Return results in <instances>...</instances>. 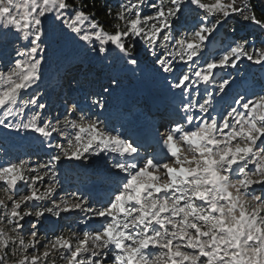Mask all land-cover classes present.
Here are the masks:
<instances>
[{
    "label": "snow or ice",
    "instance_id": "6c2138e0",
    "mask_svg": "<svg viewBox=\"0 0 264 264\" xmlns=\"http://www.w3.org/2000/svg\"><path fill=\"white\" fill-rule=\"evenodd\" d=\"M99 3L0 0V130L42 153L0 163V264H264V0ZM230 23L251 32L218 48ZM69 49L105 78L66 92ZM129 73L179 100L142 136L109 111ZM94 158L105 199L62 183Z\"/></svg>",
    "mask_w": 264,
    "mask_h": 264
},
{
    "label": "rangeland",
    "instance_id": "374dc122",
    "mask_svg": "<svg viewBox=\"0 0 264 264\" xmlns=\"http://www.w3.org/2000/svg\"><path fill=\"white\" fill-rule=\"evenodd\" d=\"M250 32H251V29H244V31L239 33V35L245 36L246 34ZM223 33H224V28H221L220 35L216 42V46L218 48L221 47L220 42L223 41L222 39ZM230 40L231 38L227 37L226 39H224L223 42L226 44ZM75 55L76 54L71 49L67 50L62 55L60 64H61V71L63 73L65 72V70H69L72 67L73 68L75 67L74 69H77V70H82L83 72L84 67L86 65H89L90 69L88 71H85L83 74H80L81 76H89V77L94 78V79L90 78V80H95V79L99 80L100 78L99 81H102L105 78L107 74V70H108L106 65L102 66L100 64H90L87 62L82 63L79 59H73ZM142 63H146V60L143 59ZM247 63L248 62L245 61L244 63L240 65V70L237 73V79H240V78L252 79L253 77L258 79L260 74L254 73L252 69H249L247 67ZM46 67H47V70L45 72L44 84H42L41 86L42 91H45V90L50 91L49 87L55 83V81L51 78L55 66L52 65L51 62H49V65ZM74 69H70V70H74ZM95 71L98 72V76L95 75L97 76V78L94 76ZM73 88L75 87L73 84H71V82L66 84V89H68V91H70ZM117 98L120 99L118 100V104L115 103L117 101ZM129 99H133L136 102V104L143 102L144 106H146V104H150L149 109L155 108L154 106L156 105L164 109L166 108L168 110L170 109L172 110L179 103L178 99L173 100L170 96H167L165 94V90L159 81H154L149 76H141L139 73L135 75L130 74V73L121 74V85H120V88L115 93L113 105L110 106L109 111L113 113L116 110L115 108H117V105L119 106L127 105L128 106ZM142 117H143V114L139 112V114H137V116L135 117V120L136 118L141 119ZM126 126H129L131 128L137 127L133 123V119H130V122L126 124ZM35 146L36 145L31 144L30 141L27 138H25L24 133H20L19 135H16V134L7 135L3 130H0V163H3L9 159H14L16 157H20L23 159L31 158V160L35 162L37 158H34L31 154L37 153L38 149L32 150V151L30 150L31 147L35 148ZM9 149L11 151H9ZM20 151L22 154L19 153ZM5 153H7V155H5ZM102 163L103 161L99 159H95V158L93 159V163L84 165V166H81L80 162H73V164H76L77 166L66 168L64 170V175L61 178L64 188L65 189L68 188L67 190L69 191L73 190V189H69V187H73L75 185L74 183H77L78 179H73L72 175L76 173L75 176L79 177L78 175L82 173V175L80 176L81 178H79L80 185L78 184L79 189L81 191L85 193H90L95 199H98V194L100 193L103 194L105 192L107 194V192L109 191L110 185L107 183H103V184L96 183L94 181V177L96 173L103 167ZM93 187H98V191H97L98 194L95 192H92L91 190H88ZM74 188H77V187H74ZM62 194L63 193H61V195ZM26 227H28V225H26ZM42 231H43V228H42Z\"/></svg>",
    "mask_w": 264,
    "mask_h": 264
},
{
    "label": "bare ground",
    "instance_id": "6f19581e",
    "mask_svg": "<svg viewBox=\"0 0 264 264\" xmlns=\"http://www.w3.org/2000/svg\"><path fill=\"white\" fill-rule=\"evenodd\" d=\"M90 69V66L89 65H86V67H85V69H83V72H85V71H88ZM68 70H65V72H64V74H65V81L66 80H69V79H71V77H69V72H67ZM96 75H98V72H96ZM90 78H92V77H89V79ZM86 79V78H85ZM87 79H88V76H87ZM49 87V86H48ZM51 88H52V86H50L49 87V89H50V91L49 90H45V91H48V92H51ZM48 89V88H47ZM66 92L68 91V90H65ZM52 99H55V96L54 95H52V97H51ZM132 101H134L133 99H129V104H128V106H119V105H117V108H115L116 110H118V109H121V110H129L128 109V107L130 106V105H132V107L133 106H135V107H140V106H142L143 105V102H140L139 104L137 103L136 104V102L134 101V102H132ZM115 102V101H114ZM116 104H118V100L115 102ZM150 104H146V106H144V108H146V112H149V114L150 113H152V112H154V113H156V114H158V116H160V115H162V113H164V112H172V110L170 109V110H168V109H164V108H162V107H158V106H154L155 108H151V109H149V106ZM119 106V107H118ZM163 106V105H162ZM164 107V106H163ZM116 110L113 112V113H115L116 112ZM166 110V111H165ZM142 110H140L139 112H141ZM138 112V113H139ZM159 112H162V113H160L159 114ZM137 113V114H138ZM142 113V112H141ZM137 114H136V116H137ZM140 116V115H139ZM153 116V115H152ZM136 120H137V118H136ZM135 120V121H136ZM113 123L117 126V127H119L120 126V124L122 123L121 121H116V120H114L113 121ZM126 126V125H125ZM126 128V127H125ZM146 130H148V127H145V131ZM30 150L32 151V150H37V146H35V148H33V147H31L30 148ZM149 151L151 150L150 148L148 149ZM9 151H11L10 149H9ZM19 153H21V151L19 152ZM37 153L38 154H41L38 150H37ZM22 154V153H21ZM37 154V155H38ZM31 155H33V154H31ZM97 165H99V164H97ZM102 165H103V163H102ZM82 175V173L80 174V175H78L79 177ZM75 184V183H74ZM106 185V184H105ZM74 187H77V188H79V186H78V184H75L74 186H73V188ZM76 189V188H75ZM88 190H91L92 192H95V193H97L98 194V187H93V188H91V189H88ZM103 194H106L105 192L103 193ZM103 194H98V196H100L99 198H101V196L103 197ZM106 198V197H105Z\"/></svg>",
    "mask_w": 264,
    "mask_h": 264
},
{
    "label": "trees",
    "instance_id": "16d2710c",
    "mask_svg": "<svg viewBox=\"0 0 264 264\" xmlns=\"http://www.w3.org/2000/svg\"><path fill=\"white\" fill-rule=\"evenodd\" d=\"M95 2H96V8H95L94 10L99 11V8H100L99 0H95ZM109 2L112 3V4L114 5L115 3H117V0H109ZM260 2H261V0H255V3H256L258 6H259ZM86 3L88 4L89 8H91L92 5H93V3H94V0H86ZM96 18H97L98 20H100L101 23H103V24H105V25H108V24L110 23V21L108 20V18H106L102 12H100ZM231 27H237V32H236V33H232V32L230 31V28H231ZM242 31H244L243 28H240L238 25H235V24H231V23H230L229 25H227V26L224 27V33H223V37H222V39H223V41H224V39H226L227 37L231 38V40H232V39H235V38H238V37H241V36L239 35V33H241ZM220 43H221V42H220ZM138 56H139V58H141V60L144 59V54H143V53H139V52H138ZM148 59H150V57H148Z\"/></svg>",
    "mask_w": 264,
    "mask_h": 264
}]
</instances>
